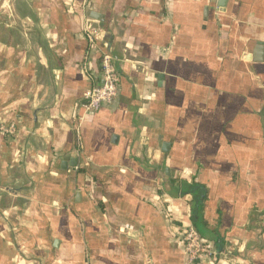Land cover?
<instances>
[{"label":"crops","instance_id":"obj_1","mask_svg":"<svg viewBox=\"0 0 264 264\" xmlns=\"http://www.w3.org/2000/svg\"><path fill=\"white\" fill-rule=\"evenodd\" d=\"M0 124V264H264V0H0Z\"/></svg>","mask_w":264,"mask_h":264},{"label":"built area","instance_id":"obj_2","mask_svg":"<svg viewBox=\"0 0 264 264\" xmlns=\"http://www.w3.org/2000/svg\"><path fill=\"white\" fill-rule=\"evenodd\" d=\"M172 1V0H166ZM83 34L88 44L97 45L99 33L97 30L85 26ZM101 84L92 86L83 96L82 109L85 114H95L104 103H110L118 96L119 75L113 58L109 53H102L100 59ZM16 132L14 124H0V137L12 136ZM180 241L185 254L195 259L199 255L215 258V250L201 238L197 230L190 226L181 232Z\"/></svg>","mask_w":264,"mask_h":264},{"label":"trees","instance_id":"obj_3","mask_svg":"<svg viewBox=\"0 0 264 264\" xmlns=\"http://www.w3.org/2000/svg\"><path fill=\"white\" fill-rule=\"evenodd\" d=\"M100 59H101V56H100Z\"/></svg>","mask_w":264,"mask_h":264},{"label":"water","instance_id":"obj_4","mask_svg":"<svg viewBox=\"0 0 264 264\" xmlns=\"http://www.w3.org/2000/svg\"><path fill=\"white\" fill-rule=\"evenodd\" d=\"M222 2V1H221ZM224 2V1H223Z\"/></svg>","mask_w":264,"mask_h":264}]
</instances>
